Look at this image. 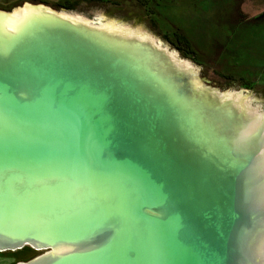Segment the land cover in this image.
I'll list each match as a JSON object with an SVG mask.
<instances>
[{"label":"water","instance_id":"obj_1","mask_svg":"<svg viewBox=\"0 0 264 264\" xmlns=\"http://www.w3.org/2000/svg\"><path fill=\"white\" fill-rule=\"evenodd\" d=\"M57 19L0 43V251H44L17 264H253L260 141L235 152L218 97L154 69L159 50ZM60 246L73 249L52 256Z\"/></svg>","mask_w":264,"mask_h":264},{"label":"rangeland","instance_id":"obj_2","mask_svg":"<svg viewBox=\"0 0 264 264\" xmlns=\"http://www.w3.org/2000/svg\"><path fill=\"white\" fill-rule=\"evenodd\" d=\"M26 4L91 24L103 20L137 29L210 94L243 95L251 112H264V0H0V11L13 12ZM179 36L188 39L191 53ZM42 253L29 246L0 251V264L27 262Z\"/></svg>","mask_w":264,"mask_h":264},{"label":"bare ground","instance_id":"obj_3","mask_svg":"<svg viewBox=\"0 0 264 264\" xmlns=\"http://www.w3.org/2000/svg\"><path fill=\"white\" fill-rule=\"evenodd\" d=\"M53 19L68 22L75 27L84 26L93 29L110 43L122 45L127 49L139 46L144 49L146 47L153 51L158 50V43L156 44L152 37L144 35V33L139 32L137 29V31L133 29L124 30L113 24L103 23V20H99V24H91L88 20L79 16H72L66 13H55L48 8L32 7L30 4H26L24 7H20L8 14L0 13V43H6L19 36L35 22L50 21ZM157 53L160 54L159 51H157ZM157 53L152 52L150 58L154 69L162 72H171L173 68H182V65H175L166 56L161 58ZM172 59L176 62L179 61L176 54H172ZM186 69H188V67ZM205 100L209 102L208 98H205ZM214 103V105L212 104L213 106H218L223 110V112L218 115L219 118L215 126L219 131L221 130L224 132L225 129V136L235 152L255 150L253 140L257 141L258 139L260 141L259 150L255 153V165L253 170L255 178L257 181L260 180V183L256 186V192H258L257 199L255 203H252V207L255 209L254 211L259 212L260 216L257 218V236L250 250L252 251L250 258L252 260L254 258L253 264H264V112H251L247 108L248 106L245 105V97L243 95H227L224 93L220 95L217 102L214 101ZM226 112H233L234 114V119L229 123L223 116ZM23 208L24 207L19 209L23 212L22 215H27L28 218H32V211ZM43 211H45V209ZM36 214H38L36 215L38 218L41 212L38 213L37 211ZM45 235L48 237L51 236L48 232H46ZM71 249L73 248L67 246L56 247L51 251V255L57 256Z\"/></svg>","mask_w":264,"mask_h":264},{"label":"trees","instance_id":"obj_4","mask_svg":"<svg viewBox=\"0 0 264 264\" xmlns=\"http://www.w3.org/2000/svg\"><path fill=\"white\" fill-rule=\"evenodd\" d=\"M178 41L183 44L184 46V49H186L188 51V53H191L192 52V48H191V45H190V42L188 41L187 38H184L182 36H179L178 37ZM191 51V52H190Z\"/></svg>","mask_w":264,"mask_h":264}]
</instances>
